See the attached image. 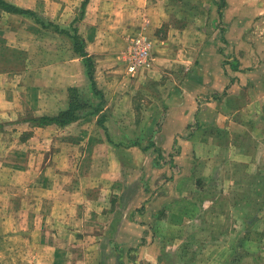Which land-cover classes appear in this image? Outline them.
<instances>
[{
	"label": "crops",
	"instance_id": "0c3cea01",
	"mask_svg": "<svg viewBox=\"0 0 264 264\" xmlns=\"http://www.w3.org/2000/svg\"><path fill=\"white\" fill-rule=\"evenodd\" d=\"M4 1L0 264H264V0Z\"/></svg>",
	"mask_w": 264,
	"mask_h": 264
},
{
	"label": "trees",
	"instance_id": "16d2710c",
	"mask_svg": "<svg viewBox=\"0 0 264 264\" xmlns=\"http://www.w3.org/2000/svg\"><path fill=\"white\" fill-rule=\"evenodd\" d=\"M0 13H7V14H13V15H20L28 18H34L38 20V22H41L39 18H37L34 13H32L29 10H24L21 8H18L4 0H0ZM42 24V22L40 23ZM75 42V51L80 52V49L82 46L80 45V41L73 38ZM82 51V50H81ZM81 54V53H80ZM86 69L88 70L90 81L93 83V77H92V62L88 60ZM94 87V85H92ZM98 94V93H95ZM81 100L79 98L78 93L75 90H70V107L67 111H64L60 114H58L55 117L52 118H40L39 125H49V124H55L56 126L63 127L66 126L74 121H76L79 117L77 116V111L80 110ZM235 260V264L238 263L239 256L237 258H233Z\"/></svg>",
	"mask_w": 264,
	"mask_h": 264
},
{
	"label": "rangeland",
	"instance_id": "374dc122",
	"mask_svg": "<svg viewBox=\"0 0 264 264\" xmlns=\"http://www.w3.org/2000/svg\"><path fill=\"white\" fill-rule=\"evenodd\" d=\"M22 5H29V0H24V1H22V3H21ZM182 4L184 5V6H186V7H188L189 5H190V0H183L182 1ZM201 13V12H200ZM6 14V13H5ZM9 15V14H8ZM15 16V17H14ZM12 15V17L11 16H7V18H5V19H7L6 21L8 22V24H13L11 21H15V19H16V21H17V24L19 25L18 27H22L23 29H26V27H28V24L25 22V19H26V17H24V16H22V17H20V16H18V15ZM25 46V45H24ZM136 96H135V103H136V105L137 104H140V103H142L141 101H140V98L138 97V96H140V95H138L137 93L135 94ZM154 95H156V93H155V91H154V87H153V90H152V93L151 94H148V96L149 97H147L146 98V104H148V106L150 105V104H153V102L155 101V96ZM97 99H98V97H97ZM141 110V111H140ZM153 110V109H152ZM144 113H148L145 109H143V108H141V109H136V114H139L140 116H148L149 115V113L148 114H144ZM92 239V238H91ZM262 246V245H261ZM262 249H263V251H262ZM262 249L260 250V252L259 253H261V255H260V261L262 260V263L264 262V248H263V246H262ZM249 262H251V259H248V263Z\"/></svg>",
	"mask_w": 264,
	"mask_h": 264
},
{
	"label": "built area",
	"instance_id": "2783aa9c",
	"mask_svg": "<svg viewBox=\"0 0 264 264\" xmlns=\"http://www.w3.org/2000/svg\"><path fill=\"white\" fill-rule=\"evenodd\" d=\"M148 57L147 44L143 40H136L135 47L128 57V72L135 73L138 68L147 66Z\"/></svg>",
	"mask_w": 264,
	"mask_h": 264
}]
</instances>
